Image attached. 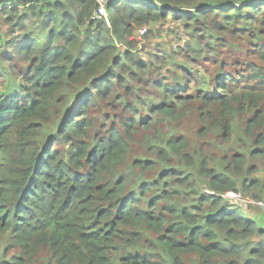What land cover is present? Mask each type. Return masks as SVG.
I'll return each mask as SVG.
<instances>
[{"label":"trees","instance_id":"trees-1","mask_svg":"<svg viewBox=\"0 0 264 264\" xmlns=\"http://www.w3.org/2000/svg\"><path fill=\"white\" fill-rule=\"evenodd\" d=\"M96 1L0 0V13L17 14L14 25L22 31L30 14L43 15L41 42L40 35L29 34L13 42L19 61L28 64L24 80L32 97L0 96V234L12 232L21 252L14 263L31 264L47 249L54 264H184L183 255L189 253L196 255L197 264H264V230L238 206L217 196L249 188L245 179L240 186L236 180L244 156H233L232 175L229 165L221 172L202 166L186 174L175 167L180 157L187 164L192 159L186 156L185 138L155 137L147 144L140 138L143 120L128 116L111 126L107 136L91 135V108L109 101L116 87H125L118 70L127 68L125 77L130 79L131 69L144 66L135 61L129 67L125 62L133 60L127 38L134 28L170 13L185 14L174 9L182 8L183 0H110L106 22L91 18ZM263 1H204L189 7L194 15L187 14L206 15L203 4L212 14L224 9L237 17L244 8L258 10ZM259 58L253 86L264 93V47ZM229 82L221 76L214 86L227 89ZM161 86L169 96L176 93L177 87ZM65 88L78 93L64 103L55 138L36 143L41 133L37 124L48 121L55 95ZM207 90L200 96L206 106L218 102L224 113L230 110L231 97ZM259 99L264 97L254 92L248 100L255 105ZM175 108L164 98L151 112L178 119ZM256 126L264 128L261 108L246 130ZM223 130L228 136L226 123ZM257 143L263 145L264 139ZM137 146L140 151L132 157ZM197 179L205 181L204 193L190 206L197 214L166 205L173 202L169 188L174 183L186 182L198 195ZM166 212L177 213L178 219L170 221ZM151 234L158 255L145 250Z\"/></svg>","mask_w":264,"mask_h":264},{"label":"rangeland","instance_id":"rangeland-1","mask_svg":"<svg viewBox=\"0 0 264 264\" xmlns=\"http://www.w3.org/2000/svg\"><path fill=\"white\" fill-rule=\"evenodd\" d=\"M183 1L185 3L179 8L181 10L174 9L185 14L170 13L144 27L137 26L127 38L133 60L125 62L129 67L135 61L144 66L141 69H131L130 79L125 77L129 74L126 73L127 68L118 70L117 77L125 87H116L109 101L96 103L91 108L90 116L94 118L91 135L107 136L111 126L128 116L136 121L143 120L146 125L141 130L140 138L147 144L155 137L185 138L188 144L186 156L192 159L187 164L185 158L180 157L181 160L178 158L175 167L186 174L190 171L195 173L194 169L199 171L202 166L206 170L216 168L217 172H221L223 167L229 165L228 172L232 175L235 170L233 156H244L239 179L236 176L233 178L238 181V186L245 179L249 188L242 190V195L264 200V144L257 143V139H264V128L256 126L246 130L247 122L255 111L260 108L264 111V99H259L255 105L248 100L254 92L264 97V93L255 90L253 86V74L261 67L259 54L261 47H264V5L258 10L244 8L234 17L236 14L232 10L214 9L217 13L212 14L211 9L202 4L203 12L207 14L194 17L189 7L204 1L226 0H200L193 3ZM42 16L30 14L22 31L14 25L17 14L11 16L0 13V96L18 94L19 98L24 95L32 97L30 85L24 80L28 74V64L19 61L20 56H16L13 42L22 34H29L31 37L40 35ZM141 28V32L144 29L146 32L139 37ZM42 39L43 35H40L39 41ZM221 76L230 78L232 82H229V88L218 89L214 86L215 80ZM113 82L116 83V78ZM161 84L163 87H177L176 93L171 96L165 94ZM207 88L208 93L216 92L222 98L231 97L228 112L224 113L218 102L210 106L204 104L205 99L200 96L204 95L203 90L206 91ZM75 93L78 91L65 88L62 93L59 91L55 95L48 121L37 124L41 133L35 139L36 143L44 144L50 136L55 138L63 105ZM122 95L125 100L120 98ZM164 98L174 104L178 119L151 112L152 105ZM225 123L228 125V136L223 130ZM118 129L121 130V127ZM31 145L34 146V143L31 142ZM139 151L140 146H137L132 157L138 155ZM145 154L148 158L151 157L149 153ZM220 164L223 166L220 167ZM204 183V180L197 179L198 195H195L186 182L174 183L169 188V191L172 189L174 192L173 202L166 205L176 209L185 207L197 214L190 206L196 204V198L203 192ZM250 209L253 208L245 210ZM166 214L170 221L178 219L177 213ZM154 239L152 234L145 239V250L158 255V251L152 247ZM121 252L126 253L127 249L122 248ZM20 258L21 252L13 244L12 232L9 230L1 233L0 264H15V259ZM115 258L113 256V260ZM183 260L184 264L198 263V258L192 253L183 255ZM31 264L54 262L49 251L43 249Z\"/></svg>","mask_w":264,"mask_h":264},{"label":"built area","instance_id":"built-area-1","mask_svg":"<svg viewBox=\"0 0 264 264\" xmlns=\"http://www.w3.org/2000/svg\"><path fill=\"white\" fill-rule=\"evenodd\" d=\"M109 2L110 0H97L96 1L97 7L95 11L93 12V15L91 18L92 19H103L106 22H108L106 9H107V5ZM142 29L143 28H141L139 31V34H140L139 37H142V35L146 32V29H144L143 32H141ZM205 192L207 194L216 195L215 193L211 191H205ZM217 196L222 198L226 203L238 206L239 208L244 209V210L250 207L264 210V200H258L255 198H250L248 196L245 197L244 195H242L240 191L239 192L228 191L222 194H217Z\"/></svg>","mask_w":264,"mask_h":264},{"label":"crops","instance_id":"crops-1","mask_svg":"<svg viewBox=\"0 0 264 264\" xmlns=\"http://www.w3.org/2000/svg\"><path fill=\"white\" fill-rule=\"evenodd\" d=\"M241 211L243 215L253 220L259 228H262L264 230V210L253 208L250 210H241Z\"/></svg>","mask_w":264,"mask_h":264},{"label":"clouds","instance_id":"clouds-1","mask_svg":"<svg viewBox=\"0 0 264 264\" xmlns=\"http://www.w3.org/2000/svg\"><path fill=\"white\" fill-rule=\"evenodd\" d=\"M107 10V9H106ZM106 13H107V11H106ZM242 210V209H241Z\"/></svg>","mask_w":264,"mask_h":264}]
</instances>
